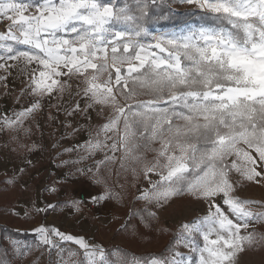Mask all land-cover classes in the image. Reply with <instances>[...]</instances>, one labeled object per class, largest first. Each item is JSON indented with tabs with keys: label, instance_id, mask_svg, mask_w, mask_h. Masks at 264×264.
<instances>
[{
	"label": "snow or ice",
	"instance_id": "1",
	"mask_svg": "<svg viewBox=\"0 0 264 264\" xmlns=\"http://www.w3.org/2000/svg\"><path fill=\"white\" fill-rule=\"evenodd\" d=\"M179 2L198 7L205 22L153 35L147 28L152 17L139 0L135 7L118 8L99 0H0V20L9 22L0 34V69L11 67L9 60L35 65L17 101L34 99L13 113L15 119L0 118V130L19 131L42 110V98L50 101L75 83L78 90L70 95L81 99L67 115L88 114L96 105L112 110L96 132L104 140L85 142L89 155L123 149L139 163L137 136L146 150L151 143L160 145L151 149L154 159L144 162L148 187L137 188V199L146 202L142 223L151 227L159 210L185 194L209 205L206 216L181 225L177 239L198 260L169 249L168 258L136 264H237L246 247L264 240L248 231L264 222V212L250 206L264 204L236 195L244 181L264 183V0ZM75 147L80 146L65 151ZM93 180L104 183L96 173ZM79 203L68 201L65 207L78 209ZM48 209L54 206L37 211ZM33 232L44 246H54L50 237L75 243L83 250L81 264H110L105 250L84 238L44 225Z\"/></svg>",
	"mask_w": 264,
	"mask_h": 264
},
{
	"label": "rangeland",
	"instance_id": "2",
	"mask_svg": "<svg viewBox=\"0 0 264 264\" xmlns=\"http://www.w3.org/2000/svg\"><path fill=\"white\" fill-rule=\"evenodd\" d=\"M174 8L200 10L195 5L183 4L179 0H176ZM31 11L34 12L35 9ZM8 24L7 20H0V34L5 32ZM187 25L194 26L189 23L172 30L150 32L156 35L177 31ZM2 53L3 50L0 49V54ZM7 64L11 67L6 70L0 69V77H2L0 79V118L8 115L15 119L13 113L20 110L22 106H27L28 101L34 99L31 96H24L17 101L21 90L28 84L30 68L35 65L29 66L22 61L12 60L7 61ZM70 83L72 84L70 88L63 93H56L50 101L47 97L42 98L44 105L42 110L25 119L19 131L9 128L0 130V178L6 177L19 190V198L11 214L1 215L0 220L5 223L10 222L17 231H26L34 235L32 241L12 240L10 242L14 256L13 264H77L78 252L82 253L85 260L83 250L80 248L78 250L70 246L60 248L56 243L52 247L40 244L39 237L33 232V229L39 225L55 227L68 235L78 234L86 240L91 238L92 245L101 246L104 250L109 247L113 250L116 245H126L125 241L119 239L116 230L128 218V209L126 206L119 207L107 196L106 185L95 183L93 180V173L100 162L106 157L120 161L125 156L124 150L113 152L105 148L89 155L83 147L90 138L93 142L96 139L104 140L103 134L97 137L96 132L99 126L107 122L112 110L96 105L88 114L67 115L65 110H71L75 102L81 99L79 96L70 95L78 90L75 83L71 81ZM36 99L39 98L36 97ZM61 104L63 108L60 107ZM25 129L28 130L27 134ZM109 135L113 139L117 138L113 133ZM107 143L110 145L112 139H109ZM74 146L80 147H75L74 151H65ZM81 157L84 158L81 159ZM80 169H84L85 174H81ZM88 169H91V172H88ZM123 175L121 180L124 181ZM233 176L238 179L235 174ZM152 179L157 177L153 176ZM125 182L129 184L128 180ZM244 184L245 187L236 195L241 199L264 204V183L244 181ZM118 187V185L115 186V188ZM138 187L140 189L148 187L144 172L135 186L136 197L139 195ZM82 194L91 200L101 194L107 198L99 203L94 202L95 206L89 208L80 200ZM72 200L80 202L78 209L65 207V203ZM142 202L146 205L145 201ZM49 204L54 206V209H48L51 210L49 214L37 211V208H45ZM250 208L253 212H264V208L255 204ZM208 211V203L195 200L185 194L174 198L169 205L159 210L156 220L163 228L176 230L179 236L181 225L206 216ZM12 216L19 217L22 221L12 220ZM82 220L89 222V229L85 232H79L76 225ZM105 230L107 232L103 233ZM248 231L255 232L257 236L264 235V222L253 224ZM131 239L129 246L131 250L142 251L151 248L148 237L140 233ZM177 239L173 252L181 253L190 262L193 261V256L195 260H198V255L192 253L182 243H178ZM61 241L70 245V241ZM197 242L203 246L201 237H197ZM169 256L170 254L166 258ZM237 264H264V240L250 248L246 247L245 251L239 254Z\"/></svg>",
	"mask_w": 264,
	"mask_h": 264
},
{
	"label": "trees",
	"instance_id": "3",
	"mask_svg": "<svg viewBox=\"0 0 264 264\" xmlns=\"http://www.w3.org/2000/svg\"><path fill=\"white\" fill-rule=\"evenodd\" d=\"M39 2L35 0L34 3ZM101 3H110L114 7H123L128 4L135 7L138 0H99ZM141 6L146 5V10L152 20L148 23L149 31L155 30H172L183 25L192 23L194 26L204 23L203 17L205 13L198 9H175L176 0H139ZM163 17V19H160ZM209 23L211 21H208ZM24 50L22 46H16ZM139 99H147L141 96ZM146 143L139 136L135 139V144L139 147L134 149L135 154L141 155V161L136 163L131 156H124L120 161L105 159L100 163L94 173L103 177L104 185L108 188V197L111 198L119 207H124L129 211L128 218L116 230L120 240L125 241L126 245H116L111 250L110 247L105 249V258L110 264H136L137 260H148L149 258H166L171 250H175V243L178 232L174 229H165L155 219L151 222V227L142 223L146 219L142 210L145 204L142 200H138L135 194V186L141 178L144 162L152 161L156 155L151 149H158L159 143H151L149 149L146 150L143 145ZM134 170V171H133ZM93 173V174H94ZM124 174V175H123ZM122 175L124 181L121 180ZM126 176V177H125ZM126 178V179H125ZM128 180L129 184L125 182ZM118 185V188L115 186ZM19 198V190L9 182L6 177L0 178V216L11 214V210L15 206ZM51 210L46 212L49 214ZM12 220L22 221L21 218L12 216ZM1 219V217H0ZM107 232L106 230L103 231ZM142 234L148 237V244L151 248L147 250H131V238L136 234ZM12 240L32 241L34 235L26 231L20 232L14 229L12 224L2 222L0 220V264H13L14 256L12 254L10 242ZM194 261V256L192 257ZM84 261L82 253L78 252L77 264Z\"/></svg>",
	"mask_w": 264,
	"mask_h": 264
},
{
	"label": "crops",
	"instance_id": "4",
	"mask_svg": "<svg viewBox=\"0 0 264 264\" xmlns=\"http://www.w3.org/2000/svg\"><path fill=\"white\" fill-rule=\"evenodd\" d=\"M103 209H104V207H103ZM76 225H77V228H78L79 232H85V231H87L89 229V227H88L89 226V222H87L86 220H82ZM71 236L76 237V238H83L82 236H79L78 234H73ZM86 242H88L90 245H92L93 240L91 238H89V239L86 240ZM67 246H70V247L75 248L77 250L79 249V246L76 245L75 243L71 242V241H70V245L68 244Z\"/></svg>",
	"mask_w": 264,
	"mask_h": 264
},
{
	"label": "built area",
	"instance_id": "5",
	"mask_svg": "<svg viewBox=\"0 0 264 264\" xmlns=\"http://www.w3.org/2000/svg\"><path fill=\"white\" fill-rule=\"evenodd\" d=\"M80 200L84 203L86 207L93 208L95 206L94 201L88 199V197L83 194L80 195ZM51 239L53 240V243L58 244L60 248L68 245L67 243H63L58 237H51Z\"/></svg>",
	"mask_w": 264,
	"mask_h": 264
}]
</instances>
